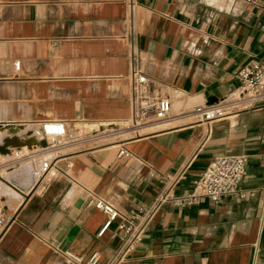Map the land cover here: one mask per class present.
Here are the masks:
<instances>
[{
    "label": "crops",
    "instance_id": "1",
    "mask_svg": "<svg viewBox=\"0 0 264 264\" xmlns=\"http://www.w3.org/2000/svg\"><path fill=\"white\" fill-rule=\"evenodd\" d=\"M263 56L264 0H0V139L11 125L39 143L40 123L56 120L70 140L44 155L58 172L49 182L34 161L1 154L0 182L16 192L0 194V264H66L63 251L83 264L94 253L96 264H264V100L212 122L191 113L231 97L238 69ZM135 73L150 97L170 96L168 119L133 127ZM237 155V194L164 203L131 250L115 224L99 236L96 199L133 214L167 188L162 178L185 169L174 192L188 193L215 158ZM21 162L30 170L3 176Z\"/></svg>",
    "mask_w": 264,
    "mask_h": 264
},
{
    "label": "built area",
    "instance_id": "2",
    "mask_svg": "<svg viewBox=\"0 0 264 264\" xmlns=\"http://www.w3.org/2000/svg\"><path fill=\"white\" fill-rule=\"evenodd\" d=\"M15 66L19 69L20 62L17 61ZM134 75L137 94L133 127L158 124L168 119L171 112L170 96L162 94L150 97L143 91V87L150 80L143 74L135 73ZM236 76L240 81V86L231 97L212 105L197 107L191 112L198 117L200 122L206 123L221 119L227 116L230 110L247 109L264 100V56L260 60L242 65ZM172 93L178 95L179 92L174 89ZM10 126L3 127L2 131H7L9 135L8 127ZM15 128L19 129L17 126ZM40 130L39 143L11 145L8 146V152H3L1 149L6 146V140L10 135L0 139V157L3 154L5 158L7 157V162L10 163L21 161L24 158L34 161L36 163L33 168L34 178L37 181L46 180L49 182L58 176V172L52 159L45 158L44 155L69 144L68 128L63 121L46 120L40 123ZM118 155L129 157L130 153L125 148H121ZM2 168L0 163V177ZM246 168L247 159L245 156L217 157L194 181L192 191L184 194H175L174 186L185 178V169L175 175L164 177L160 181L167 188L161 190L151 204L141 205L133 214H123L110 203L96 199L95 207L103 211L107 217L99 236H102L115 224L113 236L127 244L126 250H131L142 240L143 228L140 222L150 217L159 206L164 203H172L178 207H186L198 203L203 198L218 202L226 195L237 194L246 176ZM7 223V206L0 196V230H3ZM61 256L66 264H83L85 262L84 257L72 251H63ZM98 259V253H94L86 263L96 264Z\"/></svg>",
    "mask_w": 264,
    "mask_h": 264
},
{
    "label": "rangeland",
    "instance_id": "3",
    "mask_svg": "<svg viewBox=\"0 0 264 264\" xmlns=\"http://www.w3.org/2000/svg\"><path fill=\"white\" fill-rule=\"evenodd\" d=\"M86 127H88V129H91L92 128V127H89V126H86ZM14 165L16 166L15 168H13ZM21 165H23V166L21 167ZM24 165H26V166H24ZM26 167H28V170H30V166H29V164L27 162H21L20 165H18L17 163L11 164V165L7 166L6 168H4L3 176L4 177H7L8 174L11 173V172H13V171H17V173H20L21 174L22 172L26 171V169H27ZM9 177L10 176H8L7 178L10 179ZM8 190L9 191L11 190V192H13V193L16 192L13 189H11L9 186H7L6 184H4L3 182H0V194L1 193H4V192H7V193L10 194V192ZM12 200H15V199H12Z\"/></svg>",
    "mask_w": 264,
    "mask_h": 264
},
{
    "label": "bare ground",
    "instance_id": "4",
    "mask_svg": "<svg viewBox=\"0 0 264 264\" xmlns=\"http://www.w3.org/2000/svg\"><path fill=\"white\" fill-rule=\"evenodd\" d=\"M20 128H21V126H20ZM8 132L10 133V136L6 141V146L1 149V151H3V152H8V146H11L12 144L20 143V142L26 143V142H28V140H30V139H28V137L20 136L18 129H16L15 127H12V126L8 127ZM28 134L31 135V133H28Z\"/></svg>",
    "mask_w": 264,
    "mask_h": 264
},
{
    "label": "water",
    "instance_id": "5",
    "mask_svg": "<svg viewBox=\"0 0 264 264\" xmlns=\"http://www.w3.org/2000/svg\"><path fill=\"white\" fill-rule=\"evenodd\" d=\"M7 141V140H6ZM18 143L12 144V145H17Z\"/></svg>",
    "mask_w": 264,
    "mask_h": 264
}]
</instances>
